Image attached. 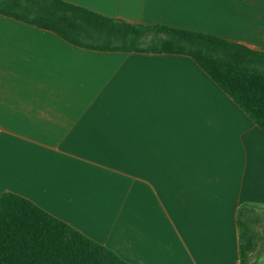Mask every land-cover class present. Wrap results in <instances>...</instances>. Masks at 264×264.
Returning <instances> with one entry per match:
<instances>
[{
	"label": "crops",
	"instance_id": "obj_1",
	"mask_svg": "<svg viewBox=\"0 0 264 264\" xmlns=\"http://www.w3.org/2000/svg\"><path fill=\"white\" fill-rule=\"evenodd\" d=\"M64 1L264 53V0ZM5 192L130 264H239L238 210L264 208V132L189 56L82 48L0 14Z\"/></svg>",
	"mask_w": 264,
	"mask_h": 264
},
{
	"label": "trees",
	"instance_id": "obj_2",
	"mask_svg": "<svg viewBox=\"0 0 264 264\" xmlns=\"http://www.w3.org/2000/svg\"><path fill=\"white\" fill-rule=\"evenodd\" d=\"M0 14L56 33L82 48L191 57L264 132V53L162 24H133L64 0H0ZM264 208L237 213L239 264L264 253ZM261 229V230H260ZM0 264H130L29 199L0 197Z\"/></svg>",
	"mask_w": 264,
	"mask_h": 264
}]
</instances>
